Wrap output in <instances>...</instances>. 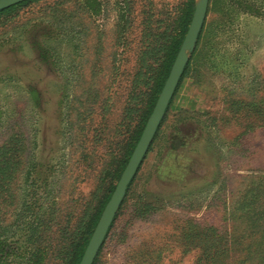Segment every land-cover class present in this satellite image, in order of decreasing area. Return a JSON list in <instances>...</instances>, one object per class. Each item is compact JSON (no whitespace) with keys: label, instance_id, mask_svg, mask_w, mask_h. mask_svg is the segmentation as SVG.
I'll list each match as a JSON object with an SVG mask.
<instances>
[{"label":"rangeland","instance_id":"374dc122","mask_svg":"<svg viewBox=\"0 0 264 264\" xmlns=\"http://www.w3.org/2000/svg\"><path fill=\"white\" fill-rule=\"evenodd\" d=\"M186 1L0 17V260L73 264L89 244ZM193 59L94 264H264V0H210Z\"/></svg>","mask_w":264,"mask_h":264},{"label":"water","instance_id":"95a60500","mask_svg":"<svg viewBox=\"0 0 264 264\" xmlns=\"http://www.w3.org/2000/svg\"><path fill=\"white\" fill-rule=\"evenodd\" d=\"M27 1L29 0H0V12ZM209 2L210 0H199L196 2L195 13L191 25L169 77L115 192L97 224L80 264H94L100 253L113 222L123 204L128 188L149 152L166 116L170 103L189 65L190 55L197 47L198 40L207 19Z\"/></svg>","mask_w":264,"mask_h":264},{"label":"trees","instance_id":"16d2710c","mask_svg":"<svg viewBox=\"0 0 264 264\" xmlns=\"http://www.w3.org/2000/svg\"><path fill=\"white\" fill-rule=\"evenodd\" d=\"M36 1H39V0H29L27 2H24L22 4H19L17 6H14L12 8H9L5 11H2L0 12V17L5 15V14H9L13 11H15L16 9L18 8H21V7H24V6H27L31 3H34ZM195 8H196V0H187L184 4H183V9L181 11V17H180V20H179V26H178V32L167 52V56L165 57L164 59V62H163V67L161 68L160 72H159V76H158V80L156 81V90H155V100L154 102L152 103V106L150 107L149 109V112L148 114L146 115V118H145V122L148 120V118L150 117L154 107H155V104H156V101H157V95H159L166 83V80L171 72V69L173 67V64L178 56V53L181 49V46L184 42V39L188 33V30H189V27L191 25V22H192V19H193V16H194V13H195ZM194 62V59L191 60V62L189 63V67L188 69L186 70L182 80H181V83L180 85L183 83V81L188 78V74H189V70L192 66ZM135 146L132 148V150L134 149L135 150ZM131 154V153H130ZM25 219V218H24ZM99 220V216L97 217L96 219V223L98 222ZM28 221V220H27ZM95 223V224H96ZM28 227H22L20 228L21 230L23 229H26ZM32 234H33V230L30 231ZM4 234H1L0 235V239L3 237ZM91 235V234H90ZM88 239L89 237H87L85 239V242L83 245L80 246V248L78 249L77 251V254H76V258H75V261L73 264H79L83 258V255L85 253V250L87 248V245H88ZM29 242V241H28ZM6 245V241H3V242H0V253L3 254V257L6 255L5 254V250H4V247ZM2 260V263L0 264H6L5 263V259L1 258ZM37 260V261H36ZM35 260V264H43V261L41 260V258H38ZM8 264V263H7Z\"/></svg>","mask_w":264,"mask_h":264}]
</instances>
